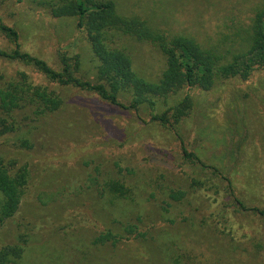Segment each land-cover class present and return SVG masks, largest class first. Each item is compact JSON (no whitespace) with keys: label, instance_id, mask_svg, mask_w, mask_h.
<instances>
[{"label":"rangeland","instance_id":"374dc122","mask_svg":"<svg viewBox=\"0 0 264 264\" xmlns=\"http://www.w3.org/2000/svg\"><path fill=\"white\" fill-rule=\"evenodd\" d=\"M114 1L123 14L138 16L156 30L223 49L237 45L238 31L247 29L264 8V0ZM62 2L0 0V26L15 30L19 50L50 69L58 71L65 57L68 63L78 61V78L97 82L100 62L77 28V17L53 12ZM116 43L137 75L149 81L160 77L165 61L153 44L127 36H117ZM13 49L0 30V50ZM17 72L54 91L63 103L29 124L30 149L16 135L0 139L9 170L27 171L19 210L0 228L3 243L29 231L23 264H264V218L236 208L234 198L214 188L191 189L197 169L182 154L184 148L219 169L235 197L250 208L264 209V67L244 80L218 81L208 90L180 87L155 98L153 111L144 103L129 109L125 96L119 103L126 110L95 104L96 97L76 98L75 89L0 58V84ZM110 128L111 136L105 130ZM147 146L153 151L150 161ZM208 174L209 183H223ZM106 175L132 186L128 200L109 206L106 195L98 197L91 182L97 178L100 184ZM169 189L185 195L175 202ZM126 215L149 217L152 228L145 242L130 239L114 249L91 244L109 216Z\"/></svg>","mask_w":264,"mask_h":264},{"label":"trees","instance_id":"16d2710c","mask_svg":"<svg viewBox=\"0 0 264 264\" xmlns=\"http://www.w3.org/2000/svg\"><path fill=\"white\" fill-rule=\"evenodd\" d=\"M53 12L55 15L77 17V28L84 34L100 62L96 72L97 82L84 81L76 76L78 61L68 63L63 57L61 68L55 71L44 61L21 52L16 31L4 25L0 26V30L11 39L14 49L10 53L0 50V58L34 69L50 83L75 89L78 91L76 98L80 95L96 97V101L92 100L93 103H102L113 109H127L119 103L125 96L130 98L129 109L136 110L139 104L144 103L153 111L155 98H164L180 87L197 86L208 90L218 81L236 77L244 80L253 71L264 67V8L256 13L247 29L238 31L239 34L235 37L237 45L224 49L219 46L205 47L192 38L156 30L138 16L123 14L114 0H63L62 4L53 8ZM117 36L149 42L159 49L165 66L156 81H149L136 74L128 54L117 46ZM187 99L188 96L181 105L184 106ZM62 104L54 91L36 85L25 72H17L16 78L0 84V139L16 135L21 146L30 149L32 145L28 136L32 128L29 124L53 114ZM159 121L166 122L163 119ZM105 130L111 136L112 129ZM148 147L146 152L150 161L153 151ZM182 154L197 169L195 176L190 179L191 189L204 187L205 191H210L214 188L217 193L224 194L225 198H234L236 208L255 212L264 218L263 208H250L243 203L242 198L235 197L230 180L224 175L221 178L219 169L217 171L216 167L204 163L184 148ZM6 162L8 161L0 152V228L12 221L17 214L28 178L25 168L11 172ZM113 167L117 169L118 164L114 163ZM208 173L220 177L223 183H209L211 177ZM201 174L204 176L203 180L200 178ZM123 181L120 177L108 175L100 184L97 178H93L91 183L96 187L98 197L106 195L108 205L112 206L117 201L124 202L130 198L132 186ZM184 195L185 192L169 189V198L175 202ZM147 218L149 219L142 215L130 219H127V215L115 218L109 216L104 230H100L91 244L114 249L130 239L145 242L152 228L147 223ZM29 236V231L25 229L19 231L13 241H0V264H23Z\"/></svg>","mask_w":264,"mask_h":264}]
</instances>
